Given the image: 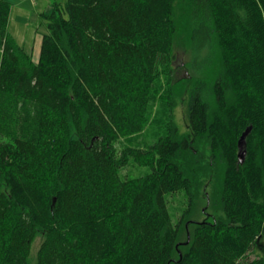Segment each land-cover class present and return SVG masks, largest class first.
Listing matches in <instances>:
<instances>
[{
  "label": "trees",
  "instance_id": "16d2710c",
  "mask_svg": "<svg viewBox=\"0 0 264 264\" xmlns=\"http://www.w3.org/2000/svg\"><path fill=\"white\" fill-rule=\"evenodd\" d=\"M11 11L0 0V264H29L39 235L35 264H264V0H67L37 61ZM180 40L206 57L176 82ZM131 161L150 173L123 177ZM201 198L223 215L193 219Z\"/></svg>",
  "mask_w": 264,
  "mask_h": 264
},
{
  "label": "rangeland",
  "instance_id": "374dc122",
  "mask_svg": "<svg viewBox=\"0 0 264 264\" xmlns=\"http://www.w3.org/2000/svg\"><path fill=\"white\" fill-rule=\"evenodd\" d=\"M12 4L11 18L9 23V33L16 42L23 47L27 52L32 53L37 61L41 52V44L43 37L48 33V20L45 15L51 14L56 7L59 11L66 15L67 0H7ZM206 57L205 51L201 50L198 53L187 52L185 45L181 40L175 47V62H174V80L180 82L192 76H198L202 71L200 66L203 59ZM190 98L189 87H186L183 95L176 99V107L173 110V120L179 128L181 134L189 133L188 125V103ZM159 128L151 126L146 133L141 136L139 141H135L132 145L135 147H145L156 141V130ZM124 145H131L124 142ZM150 168L142 167L135 164L133 161L122 171V176L138 178L150 173ZM168 206L173 218V222H177L189 208V199L185 192H179L167 196ZM207 198H201L197 204L196 214L193 219L202 221L207 218V215L220 217L223 214L215 213L211 208L208 209ZM208 211H207V209ZM43 241V236L39 235L33 244L29 264L37 262V255L40 245ZM264 257V238L260 239L250 254V258Z\"/></svg>",
  "mask_w": 264,
  "mask_h": 264
},
{
  "label": "water",
  "instance_id": "95a60500",
  "mask_svg": "<svg viewBox=\"0 0 264 264\" xmlns=\"http://www.w3.org/2000/svg\"><path fill=\"white\" fill-rule=\"evenodd\" d=\"M250 131H251V128H248L244 132V134L242 135V137H241V139L239 141V150H240L239 158H240L241 162H243L244 159H245V154H246V150H245L246 141L245 140H246V137L248 136V134L250 133ZM189 241H190V234H188V242L187 243H189Z\"/></svg>",
  "mask_w": 264,
  "mask_h": 264
}]
</instances>
